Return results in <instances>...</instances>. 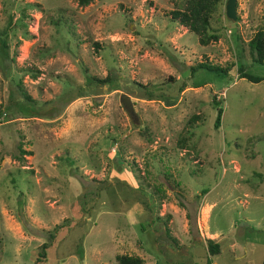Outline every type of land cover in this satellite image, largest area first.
Returning <instances> with one entry per match:
<instances>
[{"label": "rangeland", "instance_id": "rangeland-1", "mask_svg": "<svg viewBox=\"0 0 264 264\" xmlns=\"http://www.w3.org/2000/svg\"><path fill=\"white\" fill-rule=\"evenodd\" d=\"M180 1L0 0V103L18 81L34 101L0 120V264L261 263L264 81L235 65L264 77L247 47L264 0H235L234 20L222 0L206 46L170 20Z\"/></svg>", "mask_w": 264, "mask_h": 264}, {"label": "trees", "instance_id": "trees-1", "mask_svg": "<svg viewBox=\"0 0 264 264\" xmlns=\"http://www.w3.org/2000/svg\"><path fill=\"white\" fill-rule=\"evenodd\" d=\"M91 0H76L78 5L85 6ZM222 2V0H181L179 3V7L175 9H171L168 14L170 16V20L176 21L180 26L184 27L187 32L193 34L197 38V42L200 46H206L210 42H214L218 39V36L214 33V31L210 27V18L212 14L218 8V5ZM7 34L5 29L0 30V65L2 61L4 64H9L12 62L13 58L8 56L7 53ZM97 46V44H95ZM248 54L251 60V63H256L259 65H264V32L262 30H257L252 38H250L247 42ZM198 69H203L209 72H218L226 74L228 68H221L217 65H212L209 63L200 62L196 64L194 67H191V72H194ZM6 73V72H4ZM235 73L237 78L245 79L250 83H258L260 81H264V77L250 74L246 66L243 62L238 58V62L235 65ZM84 74L86 77V83L89 85L94 83L96 85L102 84H110L112 82L113 76L111 72H107L104 77H97L93 75L86 74L84 69ZM139 87H144V85L138 84ZM199 85H194L192 87H197ZM182 88V87H181ZM143 96L147 99H150V95H147L145 91ZM20 100L25 101L30 104H34V101L26 94V92L20 87L19 81L15 83L13 86H10L8 89L7 96L4 102L0 103V120L2 116H5L7 113L11 112H20L22 115L27 116L32 113L29 112L28 108L25 107V103L20 102ZM212 103L215 106V115L212 127L213 129H217L220 125L222 107L219 106L220 102L212 99ZM15 107V108H12ZM20 154H28L29 152L19 149ZM17 159H20L18 157ZM203 193V191H202ZM55 230V229H54ZM47 238L51 240L53 238V231L48 232ZM46 244H41L40 250L41 255L46 249ZM206 251L207 255L214 256L219 253V245L212 240L206 241ZM116 264H142L143 260L135 255H126L120 254L114 257ZM205 264L210 263V259L207 258ZM260 264H264V256Z\"/></svg>", "mask_w": 264, "mask_h": 264}, {"label": "water", "instance_id": "water-1", "mask_svg": "<svg viewBox=\"0 0 264 264\" xmlns=\"http://www.w3.org/2000/svg\"><path fill=\"white\" fill-rule=\"evenodd\" d=\"M225 17L231 20L235 19V0H226L224 5Z\"/></svg>", "mask_w": 264, "mask_h": 264}]
</instances>
